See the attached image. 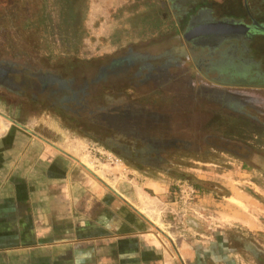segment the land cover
I'll return each mask as SVG.
<instances>
[{
    "label": "rangeland",
    "instance_id": "374dc122",
    "mask_svg": "<svg viewBox=\"0 0 264 264\" xmlns=\"http://www.w3.org/2000/svg\"><path fill=\"white\" fill-rule=\"evenodd\" d=\"M79 1L0 0V65L17 72L14 82L58 77L74 92L83 89L93 96L101 85L186 86L195 99L168 98L171 118L187 124L183 136L189 142L199 127L209 145L199 148V154L176 157L177 164L167 171L139 172L95 142L112 146L84 122L71 126L48 110L60 99L23 84L0 89V131L60 147L72 155L76 177L106 192L119 174L137 180L147 199L148 224L166 233L185 230L191 240H220L239 252L232 264H257L242 243L264 253V34H226L210 43H194L186 36L206 23L213 27L243 19L247 24V10L264 23V0H245L246 5L244 0ZM78 5L85 7L84 14L75 9ZM147 12L163 26L161 33L141 41L130 20ZM129 55L145 60L122 76L93 82L103 67ZM211 135H228L223 137L227 141ZM174 172L193 180L173 178ZM193 181L203 183L200 191ZM152 182L164 190L162 198L159 189L142 187ZM128 191L135 189L129 186ZM239 214L251 221L249 226L233 220Z\"/></svg>",
    "mask_w": 264,
    "mask_h": 264
},
{
    "label": "crops",
    "instance_id": "0c3cea01",
    "mask_svg": "<svg viewBox=\"0 0 264 264\" xmlns=\"http://www.w3.org/2000/svg\"><path fill=\"white\" fill-rule=\"evenodd\" d=\"M71 156L0 131V264H232L239 257L220 240L154 228L137 180L119 174L106 192L76 177ZM142 187L162 198L158 183ZM233 220L251 223L240 214Z\"/></svg>",
    "mask_w": 264,
    "mask_h": 264
},
{
    "label": "trees",
    "instance_id": "16d2710c",
    "mask_svg": "<svg viewBox=\"0 0 264 264\" xmlns=\"http://www.w3.org/2000/svg\"><path fill=\"white\" fill-rule=\"evenodd\" d=\"M83 2L84 0H80V4H78L81 5ZM79 5L75 6V9L79 8L78 11L84 14L85 7L81 9ZM130 23L132 30L135 31L136 27L139 28L137 38L141 41L161 33L163 26L160 18L148 12L139 20H130ZM117 36L118 33L113 35L112 43H115ZM79 93L80 97H78ZM190 93V89L186 86L173 89L168 85H152L151 88L144 85L118 87L101 85L94 96L81 89L61 98L60 105L53 103L47 108L71 126L84 122L88 127L94 129L96 134L103 136L104 142H108L112 146H108L98 139L95 142L115 153L127 166L139 172H164L169 168L172 169L173 164H177L174 161L176 157L199 154V148L206 144L209 145L199 127L194 132L193 143L189 142L183 136L187 130L185 129L187 124L171 118L172 108L166 104V100L175 96H182L183 99H195ZM210 97L212 98L211 95ZM120 98L122 101H119ZM157 99L158 101H156ZM162 101H165L166 105ZM248 124L255 125L256 123L249 122ZM96 134V138H99ZM227 136L211 135L216 140L224 142L227 141L225 140ZM241 140L237 141L241 143L243 142ZM170 175L182 181L192 182L193 180L178 172L170 173ZM193 182L192 186L200 191L203 183Z\"/></svg>",
    "mask_w": 264,
    "mask_h": 264
},
{
    "label": "flooded vegetation",
    "instance_id": "af4514ba",
    "mask_svg": "<svg viewBox=\"0 0 264 264\" xmlns=\"http://www.w3.org/2000/svg\"><path fill=\"white\" fill-rule=\"evenodd\" d=\"M247 19L249 20V23L247 24H245L242 19L240 21L237 20L236 22H218L215 23L213 27H210L212 24L208 23L202 24L201 26L192 27L191 29H189L186 38L188 41H193L194 43L201 40L210 43V41L215 40L217 37L226 34L245 35L246 37H251L255 34H259L260 32H257L253 29L252 24L253 22H257L259 24L264 25V23H260L259 21L255 20L248 10ZM239 25H245L249 27V30L245 34H243V30L238 27ZM144 60V57H139L137 55H129L127 57L114 59L113 61H111V63H109V65L103 67L100 70L99 75L93 82L103 81L105 78H109L110 76H122L127 73L126 70L130 68L133 63H135L136 61H141L142 63V61ZM16 75V71H13L10 68H5L0 65V89H11L13 86H20L21 84L30 88H37L38 86L42 89V91H48L50 96H55L58 99H61L64 96H69L74 93L73 89L68 87L64 83V81L60 80V78L58 77L55 78L52 76L38 75L37 82H32L31 80L27 81L26 79H23L20 81V83H15L14 78ZM236 241L238 242L239 240L236 239ZM242 248L244 251H247V253H249L253 257L254 261L257 264H264V253H260L248 244L242 243Z\"/></svg>",
    "mask_w": 264,
    "mask_h": 264
},
{
    "label": "water",
    "instance_id": "95a60500",
    "mask_svg": "<svg viewBox=\"0 0 264 264\" xmlns=\"http://www.w3.org/2000/svg\"><path fill=\"white\" fill-rule=\"evenodd\" d=\"M244 3L246 5V2L244 0ZM253 26V29L257 32H260V33H263L264 34V25L263 24H259L257 22H253L252 24ZM238 27H240L241 30H243V34H245L248 30H249V27L245 26V25H239ZM254 253V252H253Z\"/></svg>",
    "mask_w": 264,
    "mask_h": 264
}]
</instances>
